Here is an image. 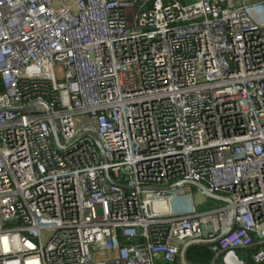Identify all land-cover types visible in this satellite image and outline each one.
I'll list each match as a JSON object with an SVG mask.
<instances>
[{
	"label": "built area",
	"instance_id": "built-area-1",
	"mask_svg": "<svg viewBox=\"0 0 264 264\" xmlns=\"http://www.w3.org/2000/svg\"><path fill=\"white\" fill-rule=\"evenodd\" d=\"M248 1L0 0V264H182L217 237L212 264H264ZM196 185L222 205L199 210Z\"/></svg>",
	"mask_w": 264,
	"mask_h": 264
},
{
	"label": "water",
	"instance_id": "water-1",
	"mask_svg": "<svg viewBox=\"0 0 264 264\" xmlns=\"http://www.w3.org/2000/svg\"><path fill=\"white\" fill-rule=\"evenodd\" d=\"M85 136L91 137L93 139L96 147L98 148L99 152L101 153L102 158L104 159V161H106V155H105V152H104V149H103L101 143L99 142L98 137L95 134H93V133H87ZM53 137H54V141H55L56 145L60 149H62V147H61V145L59 143V137H58V135H57V133L55 131L53 132ZM196 186L199 189H201L204 193L209 195L211 198L219 199V197L209 194L204 187L199 186V185H196ZM156 190H158V189H156ZM235 218H236L235 213H233L232 228L234 226ZM220 238L221 237H217L216 239L211 240V241H192V242H189L188 244H186L182 248L181 254H180V258H181L182 264H191L188 261V258H187L188 252H189V250L191 248L196 247V246H207V247H209V246L217 243ZM221 264H247V262H246L245 259H243L241 257V254L239 253V251L234 250V251H231V252L227 253L225 256L222 257Z\"/></svg>",
	"mask_w": 264,
	"mask_h": 264
},
{
	"label": "trees",
	"instance_id": "trees-1",
	"mask_svg": "<svg viewBox=\"0 0 264 264\" xmlns=\"http://www.w3.org/2000/svg\"><path fill=\"white\" fill-rule=\"evenodd\" d=\"M258 251L257 248H253L250 250L246 255L248 257V260H250L251 256ZM242 258L244 257L243 251H239ZM188 261L191 264H212L214 255L212 251L207 246H196L189 250L187 255ZM215 264H221L220 261L216 262Z\"/></svg>",
	"mask_w": 264,
	"mask_h": 264
},
{
	"label": "rangeland",
	"instance_id": "rangeland-1",
	"mask_svg": "<svg viewBox=\"0 0 264 264\" xmlns=\"http://www.w3.org/2000/svg\"><path fill=\"white\" fill-rule=\"evenodd\" d=\"M193 195L194 201L198 209L201 211L215 209L222 205V202L204 196L201 191L197 190L196 188H193Z\"/></svg>",
	"mask_w": 264,
	"mask_h": 264
},
{
	"label": "crops",
	"instance_id": "crops-1",
	"mask_svg": "<svg viewBox=\"0 0 264 264\" xmlns=\"http://www.w3.org/2000/svg\"><path fill=\"white\" fill-rule=\"evenodd\" d=\"M254 1H259V0H249L248 2H250V3H251V2H254Z\"/></svg>",
	"mask_w": 264,
	"mask_h": 264
}]
</instances>
